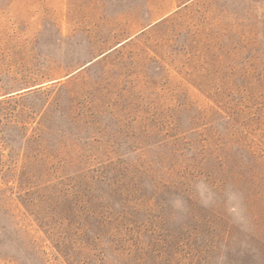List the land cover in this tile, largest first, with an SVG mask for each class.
Masks as SVG:
<instances>
[{"label":"rangeland","instance_id":"obj_1","mask_svg":"<svg viewBox=\"0 0 264 264\" xmlns=\"http://www.w3.org/2000/svg\"><path fill=\"white\" fill-rule=\"evenodd\" d=\"M0 264H264V0H0Z\"/></svg>","mask_w":264,"mask_h":264},{"label":"water","instance_id":"obj_2","mask_svg":"<svg viewBox=\"0 0 264 264\" xmlns=\"http://www.w3.org/2000/svg\"><path fill=\"white\" fill-rule=\"evenodd\" d=\"M90 63V62H89Z\"/></svg>","mask_w":264,"mask_h":264}]
</instances>
